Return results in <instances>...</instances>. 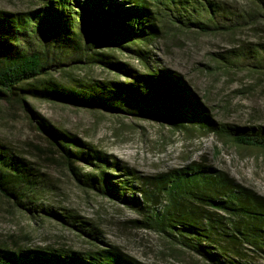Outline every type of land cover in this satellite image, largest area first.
<instances>
[{
	"label": "trees",
	"instance_id": "1",
	"mask_svg": "<svg viewBox=\"0 0 264 264\" xmlns=\"http://www.w3.org/2000/svg\"><path fill=\"white\" fill-rule=\"evenodd\" d=\"M31 3L24 12L0 10V103L19 106L35 123L44 144H37L32 154L41 164L0 143V197L32 219L37 213L44 214L71 228L92 247L88 251L11 249L3 244L0 264H145L106 242L104 233L92 222L37 203L36 193L45 187L40 170L46 163L64 167L83 189L128 209L134 218L124 221V226L157 235L173 252L190 253L203 264H264V196L201 161L142 175L77 135L55 128L27 102L32 97L133 116L162 125L174 135L215 134L237 147L264 152V128L219 124L184 77L163 66L152 49L173 30H215L212 26L219 3ZM116 55L136 59L144 70ZM94 66L122 79L61 82L56 78Z\"/></svg>",
	"mask_w": 264,
	"mask_h": 264
},
{
	"label": "rangeland",
	"instance_id": "2",
	"mask_svg": "<svg viewBox=\"0 0 264 264\" xmlns=\"http://www.w3.org/2000/svg\"><path fill=\"white\" fill-rule=\"evenodd\" d=\"M214 1L220 8L214 13L215 30H173L152 46L153 52L163 66L184 77L219 124L264 128V0ZM31 5V0H0L3 11L24 12ZM203 16L207 18L206 13ZM116 56L144 70L134 58ZM56 78L61 82L74 78L122 79L98 66L73 69ZM27 102L55 128L77 135L142 175L201 161L264 196L261 150L237 147L215 134L174 135L162 125L133 116L88 111L32 97ZM0 143L32 163L38 161L32 154L34 147L44 144L28 115L19 106L6 103H0ZM45 165L40 170L45 187L36 193L38 204L92 222L104 233L106 242L145 264H203L190 253L171 251L165 240L153 233L124 226V221L134 218L128 209L83 189L64 167ZM3 244L11 249L62 247L88 251L92 247L71 228L44 214L37 213L32 219L0 197V245Z\"/></svg>",
	"mask_w": 264,
	"mask_h": 264
}]
</instances>
